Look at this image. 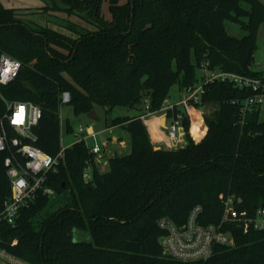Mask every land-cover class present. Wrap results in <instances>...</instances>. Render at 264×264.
<instances>
[{"label":"trees","instance_id":"1","mask_svg":"<svg viewBox=\"0 0 264 264\" xmlns=\"http://www.w3.org/2000/svg\"><path fill=\"white\" fill-rule=\"evenodd\" d=\"M103 1L44 0L35 13L85 23L66 22L70 34L26 21L0 1V56L22 65L13 81L0 85V133L8 102H32L42 111L34 145L56 156L63 147L61 96L68 92L75 116L102 107L106 127L123 125L131 145L128 155L109 158L105 172L85 142L66 148L47 175L46 186L56 196L40 194L20 210L15 225L1 223L0 248L32 264H264V232L245 233L238 220L223 222L230 197L240 218H255L264 208V109L253 106L242 114L254 91L209 84L201 104L214 108L204 115L207 135L200 142L188 137L178 149H156L139 115L109 117L116 108L147 104L148 112L160 111L174 86L183 91L199 82L206 62L211 70L264 83V74L253 70L264 4L107 0V21L100 12ZM227 21L247 34L231 36ZM5 128L9 137L17 136L8 124ZM73 129L68 121L65 132ZM7 156L0 151V214L11 196ZM87 169L90 180L84 178ZM198 206V223L223 225L234 245L215 246L205 261L169 258L159 243L164 233L159 221L181 226Z\"/></svg>","mask_w":264,"mask_h":264},{"label":"built area","instance_id":"2","mask_svg":"<svg viewBox=\"0 0 264 264\" xmlns=\"http://www.w3.org/2000/svg\"><path fill=\"white\" fill-rule=\"evenodd\" d=\"M21 67L19 60L2 54L0 56V85H6L13 81L18 76ZM199 70L201 73L199 82L194 87L183 90L178 102L170 103L167 99L160 111L154 113L148 112L150 106L147 104L146 112L140 115V119L147 128L153 115L164 116L166 118L164 120L166 137L169 145L174 149L182 147L188 132L186 126H189L191 132V126L195 119H201L202 128H205L206 123L201 104L206 87L211 83H228L240 89L248 88L254 91V94L244 102L243 115L253 106L264 109V83L261 79L221 70H211L208 62L202 63ZM61 100L63 105L68 104L71 100L70 93L64 92ZM41 114V107L32 102L7 103V111L1 121L0 151L8 152L4 164L11 183V196L0 214V224L15 225L20 210L31 206L40 194L51 198L55 197L54 190L46 186L48 173L64 158L66 148L79 142H85L88 145V139L94 140L97 136L95 132L90 131L88 125L79 124L70 134L74 141L66 146L62 142L61 151L56 156H51L34 145L37 135L33 130L37 126ZM185 118L189 121L186 126L183 124ZM5 124H8L17 136L9 137ZM191 135L192 138H195L192 132ZM88 147L92 153L99 156L106 147V143L100 144L95 141L92 146L88 145ZM90 170L85 171L84 178L86 180L91 179ZM234 200V197L228 198L223 222L238 220L245 233L250 228L264 232V208L258 210L255 218H240ZM201 211V206L193 209L188 221L181 226L166 218L159 221L160 228L164 230L163 235L159 238V243L166 256L183 263H195L209 259L214 253L215 246L219 244L234 245L232 234L223 231V225L202 226L198 223ZM0 264L32 263L0 248Z\"/></svg>","mask_w":264,"mask_h":264},{"label":"rangeland","instance_id":"3","mask_svg":"<svg viewBox=\"0 0 264 264\" xmlns=\"http://www.w3.org/2000/svg\"><path fill=\"white\" fill-rule=\"evenodd\" d=\"M0 1L6 8L18 10L19 14L22 16L24 20L37 23L43 26L48 25L51 28H54L65 34H70V31L65 28L66 22H74L80 25H85V23H83L80 19L76 17H67L65 14L57 13V14L45 15V14L35 13L37 12L36 10L38 8L45 6L44 0H0ZM126 1L127 0H119V3L123 4ZM257 1L260 4H264V0H257ZM100 12H101L102 17L105 20L107 21L111 20V15L109 12V2L107 0H104L102 2ZM62 19L65 21H63ZM225 26H226L227 32L231 36H234L237 38H243L247 34V32L244 29H242L240 25L236 23L227 21L225 23ZM253 70L264 74V23L260 25L259 30H258L257 50L255 53V63L253 65ZM181 95L182 93L179 91L178 86H174L171 90L168 101L170 103H176L180 100ZM140 108L141 106H139L138 109H132L128 107L116 108L111 112V115L109 117L110 119H112L117 116H131V117L138 116V115L140 116L146 112V107L145 108L142 107V109ZM213 110L214 108L212 106L203 107L204 115L211 113ZM94 111H95L97 118L94 120H91L87 116H78V117L75 116L70 105H67V104L63 105L61 113H60L63 145L66 146L74 141L73 136H70L65 132V124L69 121L73 127L79 124H82L84 126L88 125L90 127V131L92 132L100 131V130L105 131L99 136V138L101 139L108 140L109 138L118 137V138L128 140L127 141L128 144L126 145V147H122L121 146L122 144L120 145L118 142H116L114 145L109 144V147L106 148L105 152L102 151L101 155L105 154L107 156H110L114 149L116 150V154L112 153L113 155H119V156L128 155L131 152V145L128 139L129 135L124 129L123 125L113 126V129H111V131L110 130L107 131L106 122H105L106 111L102 107H99V106H95ZM200 120L201 119H199V121ZM154 130L156 129L154 128ZM149 134L151 133L149 132ZM194 134H195L196 139L200 138V137H197L196 135L197 133H194ZM188 137L192 138L190 131L187 132L186 138H184L185 142L182 144V147H185L188 144V139H187ZM192 139L195 141V138H192ZM99 143L101 144V142ZM93 144H94V140L88 139V145L92 146ZM182 147L179 146V148H182ZM97 158H99V156H97ZM99 166L101 169H104V170L108 169L107 165L103 167V165L99 163ZM51 209L52 208H49V210Z\"/></svg>","mask_w":264,"mask_h":264},{"label":"crops","instance_id":"4","mask_svg":"<svg viewBox=\"0 0 264 264\" xmlns=\"http://www.w3.org/2000/svg\"><path fill=\"white\" fill-rule=\"evenodd\" d=\"M180 92L182 93V91H180ZM164 120H165V118L162 115H159V116L158 115H155V116L153 115L150 118V125L148 127V130L151 133L150 134L151 135V140H152V143L154 144L155 148H157V149L172 150L174 148H172L169 145L168 138L166 137ZM152 125H155L156 126L155 132L152 130V127H153ZM193 127H194V124L191 126V132L195 136V134L193 132ZM111 129H113V127H110V128L106 127V130L107 131H109V130L111 131ZM198 130H199V132H198L197 137H200V138H197L196 139V137H195V141L196 142H200V141H202L205 138V136L207 135V132H208V128H207V126H205L204 129L203 128L202 129L198 128ZM94 132L97 134L96 138L94 139V142L96 141L97 143H99V142L106 143V147L103 149L104 152L106 151V148L109 147V144L110 145H114L116 142H118L120 145L122 144L121 145L122 147H126V145L128 144L127 143L128 140H125V139H122V138H118V137L117 138H109L108 140L107 139H101V138H99V136L103 132H105V131L100 130V131H94ZM100 140H102V141H100ZM70 144H68V145H70ZM112 153L113 154H116V150L114 149ZM112 153H111L110 156H107L105 154H103V155L100 154L101 156L99 155V158H97V163H98V167L99 168H100L99 163H101L103 165V167L106 166V165L108 166V160H109V158L115 156ZM107 170L106 169L105 170L104 169H101V171H104V172L107 171ZM90 174H91V170H90Z\"/></svg>","mask_w":264,"mask_h":264},{"label":"bare ground","instance_id":"5","mask_svg":"<svg viewBox=\"0 0 264 264\" xmlns=\"http://www.w3.org/2000/svg\"><path fill=\"white\" fill-rule=\"evenodd\" d=\"M199 118H197V119H195V123H194V127H193V132L194 133H197L196 135H198V132H199V130H198V128H200V129H202V120H200L199 122ZM153 127V130H154V128L156 129V126L155 125H152ZM154 132H155V130H154Z\"/></svg>","mask_w":264,"mask_h":264},{"label":"water","instance_id":"6","mask_svg":"<svg viewBox=\"0 0 264 264\" xmlns=\"http://www.w3.org/2000/svg\"><path fill=\"white\" fill-rule=\"evenodd\" d=\"M86 116H87L89 119H91V120H94V119L97 118V116H96L94 110H92V111H91L90 113H88ZM165 120H166V118H165ZM188 123H189L188 119L185 118L184 121H183V124L186 126V125H188ZM164 126H165V125H164ZM156 149H157V148H156Z\"/></svg>","mask_w":264,"mask_h":264}]
</instances>
